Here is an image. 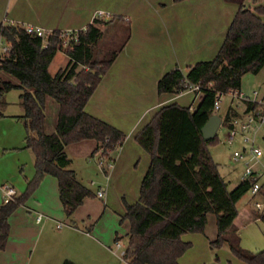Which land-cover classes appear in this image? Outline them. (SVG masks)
Returning <instances> with one entry per match:
<instances>
[{"label": "crops", "instance_id": "obj_1", "mask_svg": "<svg viewBox=\"0 0 264 264\" xmlns=\"http://www.w3.org/2000/svg\"><path fill=\"white\" fill-rule=\"evenodd\" d=\"M243 4L255 9L264 5V0H243ZM238 7L235 0H0V23L38 25L51 31H78L94 23L103 34L115 33L119 27L125 30L115 48V57L84 106L88 113L125 134L122 142L110 152L112 166L103 169L97 164L94 139L67 144L65 150L70 159L67 168L74 171L76 178L92 194L85 196L67 216L59 196L57 177L44 174L8 217L9 231L5 246L0 250V264H63L66 261L120 264L121 259L111 248L116 238L126 240L124 246H128L127 227L120 219L125 202L137 200L150 159L148 151L136 141L135 133L162 105L176 102L195 106L202 95L190 89L158 92L157 80L174 66L185 68L196 61L214 57ZM99 10L103 11L101 16L96 15ZM258 15L264 21V11ZM60 52H64L62 57ZM68 60L65 49H57L48 64L49 73L54 74ZM52 64H55L53 72ZM244 77L245 84L240 88L243 92L248 94L257 90L260 95L264 93V67ZM19 93L18 88L7 90L0 103V204L3 203L2 183L13 185L15 195L19 196L36 171L34 153L25 145L26 128L20 116L23 108ZM48 101L49 97L45 102L44 130L50 133L55 130L57 115L54 125L46 128ZM231 105L240 117L246 116L244 102L237 103L232 97L228 108ZM263 129L264 111L251 133L264 147ZM211 155L229 188L242 179L241 172L230 187L231 178H225L219 161L212 152ZM100 187L103 189L101 197L96 194ZM238 201L234 219L236 232L241 224L261 220L248 201L245 208L254 213V218L237 221ZM39 213L42 216L37 220ZM212 214H207L203 231L181 234V239L189 245L179 255L178 262L252 264L236 256L227 242L218 247L211 246L210 240L217 233L216 215Z\"/></svg>", "mask_w": 264, "mask_h": 264}, {"label": "trees", "instance_id": "obj_2", "mask_svg": "<svg viewBox=\"0 0 264 264\" xmlns=\"http://www.w3.org/2000/svg\"><path fill=\"white\" fill-rule=\"evenodd\" d=\"M239 7L226 31L225 38L214 57L196 61L185 68L174 66L157 80L158 92H180L187 82H199L202 92L195 106L176 102L162 105L135 133L136 141L149 153L148 167L143 174L139 196L132 203L125 202L120 221L127 227L128 246L123 259L131 257V264H180L179 255L188 242L181 234L203 231L207 214L216 215V236L212 247L227 242L231 251L252 264H264V248L253 251L242 247L231 236L235 232L234 219L237 201L248 190L250 178L241 179L229 188L218 170L208 145L217 140V133L206 140L201 127L215 113L213 102L217 93L241 88L246 72L257 73L264 67V21L255 9L246 7L243 0H235ZM97 21V20H96ZM103 31L89 23L78 30L77 41L65 48L67 64L54 74L47 67L59 42V30L42 38L27 33L23 26L0 23V36L10 50L0 62V103L7 90L20 89L19 98L25 124V145L35 156V175L25 191L0 204V250L5 246L9 231L8 217L39 183L44 174L57 177L63 210L71 215L83 198L92 191L82 184L72 169L65 146L83 139H94V151H112L125 134L107 121L88 113L85 103L116 55L97 59L95 49ZM54 98L59 107L55 130H44L45 102ZM244 111L261 110L257 102L245 100ZM240 113L231 105L221 122L233 126ZM259 218L264 221V214ZM117 239V238H116ZM63 264H73L64 262Z\"/></svg>", "mask_w": 264, "mask_h": 264}, {"label": "built area", "instance_id": "obj_3", "mask_svg": "<svg viewBox=\"0 0 264 264\" xmlns=\"http://www.w3.org/2000/svg\"><path fill=\"white\" fill-rule=\"evenodd\" d=\"M103 11H97L96 15L101 16ZM14 24V23H13ZM24 30L32 35H37L42 38L43 45L47 44V36L51 33V30H46L38 25H23ZM78 31H70V30H59V42L57 44L58 49H65L68 46H71L72 42L77 41ZM10 50V45L0 36V62L1 59L8 54ZM248 76L251 75V72H246ZM187 89L193 90L196 94H202L200 89L199 82H187ZM223 94H228L234 98L235 102H243L245 100L257 102L260 105L261 110L254 114V111H247L246 116L244 117H236L233 120V126L228 127V131L226 133V139L229 142H232L236 135H240L244 144L238 149H235L232 152V157L237 159H244L245 167L242 172V179L250 178L251 184L248 188V192L250 193V203L252 209L257 213L259 217L261 214H264V167L256 169L253 167L254 161H258L262 156H264V147L258 144L254 136L251 134L253 132V125L256 120L262 118V114L264 111V93L258 94L257 90L251 91V93H245L241 89L231 88L225 93H217V96L213 102V109L216 110L221 101V97ZM246 112V111H245ZM264 132V129H263ZM96 161L99 166L103 169H107L112 166L113 159L110 156V152H105L102 148H99L97 151ZM1 189L3 191V202H7L14 198L16 189L13 185L9 183H2ZM96 194L101 197L103 195V189L100 187L97 189ZM41 214H37L36 218L39 220L41 218ZM239 234V232H237ZM119 239H115L114 243L119 245ZM126 247L122 250V258L125 252Z\"/></svg>", "mask_w": 264, "mask_h": 264}, {"label": "rangeland", "instance_id": "obj_4", "mask_svg": "<svg viewBox=\"0 0 264 264\" xmlns=\"http://www.w3.org/2000/svg\"><path fill=\"white\" fill-rule=\"evenodd\" d=\"M105 26V25H103ZM107 29V28H105ZM125 34L124 27H119L115 33H109L105 32L100 40L98 41L95 49V56L97 59L106 58L112 51L115 50V48L119 45L122 37ZM116 35V36H114ZM64 52H60V57L63 56ZM58 61V60H56ZM57 64V62H56ZM55 64H52L51 70L54 71ZM247 74H244V76ZM242 78V84H245V77ZM0 77L1 78H8L9 76L5 73L0 71ZM14 93V92H13ZM49 101L46 105V128H49L50 126L54 125L55 118L58 112V103L57 101L50 97ZM232 97L228 94H223L220 101V108H217L215 113L221 116V118L224 117L226 110L228 108V104L231 103ZM226 108V110H225ZM244 117V116H241ZM228 131V128L226 125H224L222 122L217 130V140L215 142H212L208 145V148L210 152H212L213 156L217 161L220 163V170L223 172L226 179L231 178V183H229V186L231 187L233 182H235L236 176L239 175L241 172H243V169L245 167V163L243 159H237L235 160L232 157V152L235 149H238L239 147L244 144V141L242 140V137L240 135H236L232 142L227 141L226 139V133ZM263 146V145H262ZM253 167L256 169L263 168L264 167V156H262L258 161H254ZM232 176V177H231ZM250 199V193L246 191L239 199L238 206L240 208V212L238 215L237 221H242L244 218H254V213L250 212L245 208L246 203ZM250 204V202H248ZM213 212H209V215H213ZM214 217V216H213ZM209 221H211V216L209 218ZM235 227V226H234ZM239 237L236 236L235 232H231V236L234 237L239 244L244 247L242 244H247L248 247H244L250 250H259L264 248V221L256 219L255 221H249V223L241 224L239 227ZM126 240L119 241V245L116 243H113L112 250L113 252L117 253V256L119 259H121L122 262V250L124 249V244ZM127 243V242H126ZM120 262V263H121Z\"/></svg>", "mask_w": 264, "mask_h": 264}, {"label": "water", "instance_id": "obj_5", "mask_svg": "<svg viewBox=\"0 0 264 264\" xmlns=\"http://www.w3.org/2000/svg\"><path fill=\"white\" fill-rule=\"evenodd\" d=\"M221 124V118L217 113L212 114L201 127L203 137L208 140L211 139L216 133L219 125ZM131 257L123 260L120 264H130Z\"/></svg>", "mask_w": 264, "mask_h": 264}]
</instances>
